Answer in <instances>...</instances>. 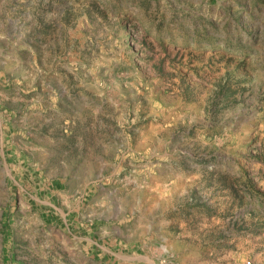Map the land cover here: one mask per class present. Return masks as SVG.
Instances as JSON below:
<instances>
[{
  "label": "rangeland",
  "instance_id": "374dc122",
  "mask_svg": "<svg viewBox=\"0 0 264 264\" xmlns=\"http://www.w3.org/2000/svg\"><path fill=\"white\" fill-rule=\"evenodd\" d=\"M0 264H264V0H0Z\"/></svg>",
  "mask_w": 264,
  "mask_h": 264
}]
</instances>
